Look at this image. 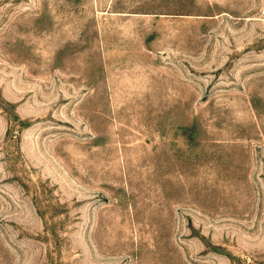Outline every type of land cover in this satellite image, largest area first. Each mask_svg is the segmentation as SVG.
Wrapping results in <instances>:
<instances>
[{"label": "rangeland", "instance_id": "374dc122", "mask_svg": "<svg viewBox=\"0 0 264 264\" xmlns=\"http://www.w3.org/2000/svg\"><path fill=\"white\" fill-rule=\"evenodd\" d=\"M0 264H264V0H0Z\"/></svg>", "mask_w": 264, "mask_h": 264}]
</instances>
